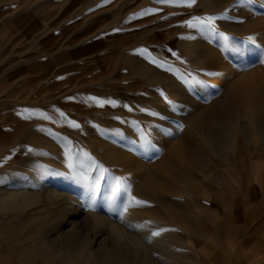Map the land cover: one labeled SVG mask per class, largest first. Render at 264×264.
Returning <instances> with one entry per match:
<instances>
[{
	"label": "rangeland",
	"instance_id": "1",
	"mask_svg": "<svg viewBox=\"0 0 264 264\" xmlns=\"http://www.w3.org/2000/svg\"><path fill=\"white\" fill-rule=\"evenodd\" d=\"M261 51L264 0H0V264H264Z\"/></svg>",
	"mask_w": 264,
	"mask_h": 264
},
{
	"label": "bare ground",
	"instance_id": "2",
	"mask_svg": "<svg viewBox=\"0 0 264 264\" xmlns=\"http://www.w3.org/2000/svg\"><path fill=\"white\" fill-rule=\"evenodd\" d=\"M256 5V4H255ZM220 72V71H218ZM221 74V73H220ZM254 84V83H253ZM214 86H217V83L214 84ZM250 85L247 84H240L239 86H237L234 89V96L236 97V99L238 100L239 103L241 104H247L249 105L252 109H254L255 111H258L259 104L257 103L256 97H255V93H252L251 88H249ZM252 86V85H251ZM253 88V87H252ZM260 93V92H259ZM258 98V97H257ZM259 102V101H258ZM43 178V176H42ZM31 179L37 184H39L40 180H41V173H37V172H33L31 173ZM30 180V179H29ZM73 203V198H71V200L69 201V204L72 205ZM163 247V246H162ZM169 249V248H168ZM170 250V249H169ZM163 251V250H162ZM172 255V254H171Z\"/></svg>",
	"mask_w": 264,
	"mask_h": 264
},
{
	"label": "snow or ice",
	"instance_id": "3",
	"mask_svg": "<svg viewBox=\"0 0 264 264\" xmlns=\"http://www.w3.org/2000/svg\"><path fill=\"white\" fill-rule=\"evenodd\" d=\"M160 2L161 3L170 2V0H160ZM215 19H216L215 17H207L204 20H200L199 23L211 26V27L207 28V31L214 32L215 29H214L213 22H214ZM225 39H227V37H225ZM248 41H250L253 45L255 44V41H254L253 37H248ZM260 55L262 57L261 60H260V63H264V51H261ZM92 99H94V98H92ZM97 167H99L101 169V171H104L102 166L97 165ZM118 192H119V186L117 185V187L113 189L112 198H111L112 199V203L110 205V210L117 211V212H119V207H120L119 205L116 204V199H117V193ZM131 200L135 201V204H137V205L144 203L142 201L135 200V198H131ZM128 206L129 205H127V204L123 205V212H126L128 210ZM123 212H119V214L121 216H123ZM153 235H158V233H153Z\"/></svg>",
	"mask_w": 264,
	"mask_h": 264
},
{
	"label": "crops",
	"instance_id": "4",
	"mask_svg": "<svg viewBox=\"0 0 264 264\" xmlns=\"http://www.w3.org/2000/svg\"><path fill=\"white\" fill-rule=\"evenodd\" d=\"M10 67V68H9ZM9 67H7V71L6 70H4V72L3 73H5V75H8V76H10V77H13L14 75H16L17 74V72L19 73L20 71H22L23 70V67L21 66V63L19 64V66L17 67H15V68H11L12 66L10 65ZM9 68V69H8ZM7 72H9V73H7ZM15 84H10V85H6L7 87H10V89H12V87L14 86Z\"/></svg>",
	"mask_w": 264,
	"mask_h": 264
}]
</instances>
